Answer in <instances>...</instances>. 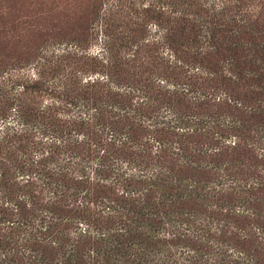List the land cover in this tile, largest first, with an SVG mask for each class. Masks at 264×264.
I'll return each mask as SVG.
<instances>
[{"label": "trees", "instance_id": "1", "mask_svg": "<svg viewBox=\"0 0 264 264\" xmlns=\"http://www.w3.org/2000/svg\"><path fill=\"white\" fill-rule=\"evenodd\" d=\"M120 9L0 59V264H264V0Z\"/></svg>", "mask_w": 264, "mask_h": 264}, {"label": "rangeland", "instance_id": "2", "mask_svg": "<svg viewBox=\"0 0 264 264\" xmlns=\"http://www.w3.org/2000/svg\"><path fill=\"white\" fill-rule=\"evenodd\" d=\"M148 2L106 0L97 16L90 10L99 0H0V59H15L22 64L21 71L32 77L33 65L48 53L60 54L70 48L76 50L78 56H95L103 43L104 28L99 17L102 18L111 5L121 6L122 11L114 14L112 30L117 34L122 31L117 27V20L124 16V11L132 21L139 22L140 9L148 6ZM137 30L141 31V27ZM147 30L153 37L157 29L150 24Z\"/></svg>", "mask_w": 264, "mask_h": 264}]
</instances>
